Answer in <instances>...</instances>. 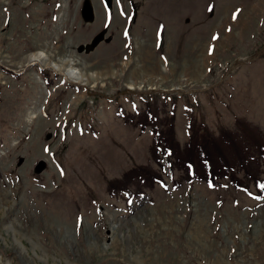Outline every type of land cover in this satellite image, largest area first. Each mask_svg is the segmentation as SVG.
I'll return each mask as SVG.
<instances>
[{
	"label": "rangeland",
	"instance_id": "1",
	"mask_svg": "<svg viewBox=\"0 0 264 264\" xmlns=\"http://www.w3.org/2000/svg\"><path fill=\"white\" fill-rule=\"evenodd\" d=\"M81 1L0 0V264H264V0Z\"/></svg>",
	"mask_w": 264,
	"mask_h": 264
},
{
	"label": "bare ground",
	"instance_id": "2",
	"mask_svg": "<svg viewBox=\"0 0 264 264\" xmlns=\"http://www.w3.org/2000/svg\"><path fill=\"white\" fill-rule=\"evenodd\" d=\"M41 61V56H35L32 55L29 57V62L34 63V62H39ZM48 67V66H47ZM50 67L52 69H55L53 66L50 65ZM62 75L66 78V80H70V78L75 79L72 82L78 83V85H84L86 84V82H84L86 79L83 78L84 76L82 74H80L79 72H77L74 68L69 67L66 71H62ZM68 115V114H65Z\"/></svg>",
	"mask_w": 264,
	"mask_h": 264
},
{
	"label": "water",
	"instance_id": "3",
	"mask_svg": "<svg viewBox=\"0 0 264 264\" xmlns=\"http://www.w3.org/2000/svg\"><path fill=\"white\" fill-rule=\"evenodd\" d=\"M106 4L108 5V1L106 0ZM81 16L84 20H90L92 18V8L89 0H83L80 8ZM95 41H93L94 43ZM39 168V167H37Z\"/></svg>",
	"mask_w": 264,
	"mask_h": 264
},
{
	"label": "snow or ice",
	"instance_id": "4",
	"mask_svg": "<svg viewBox=\"0 0 264 264\" xmlns=\"http://www.w3.org/2000/svg\"><path fill=\"white\" fill-rule=\"evenodd\" d=\"M117 2H119V0H117ZM236 18V16H235V14L233 15V19H235ZM230 30V29H229ZM218 37L217 36H213L212 37V39L213 40H215V39H217ZM209 51L211 52L212 51V49H209ZM45 151H48V149L46 148L45 149ZM63 174V173H62ZM211 186V185H210ZM260 187H262V188H264V185H260Z\"/></svg>",
	"mask_w": 264,
	"mask_h": 264
},
{
	"label": "crops",
	"instance_id": "5",
	"mask_svg": "<svg viewBox=\"0 0 264 264\" xmlns=\"http://www.w3.org/2000/svg\"><path fill=\"white\" fill-rule=\"evenodd\" d=\"M233 116H235L233 113L231 114V117L233 118ZM255 124V123H254ZM255 125H257V123L255 124ZM181 128V127H180ZM260 129H263L262 127H260ZM176 134H178L177 132H176ZM186 135H187V130L186 131H184L183 133H180V137H186Z\"/></svg>",
	"mask_w": 264,
	"mask_h": 264
}]
</instances>
